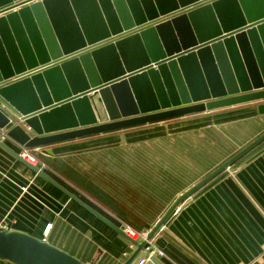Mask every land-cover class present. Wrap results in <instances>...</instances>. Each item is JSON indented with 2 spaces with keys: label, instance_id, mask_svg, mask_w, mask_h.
Returning a JSON list of instances; mask_svg holds the SVG:
<instances>
[{
  "label": "water",
  "instance_id": "1",
  "mask_svg": "<svg viewBox=\"0 0 264 264\" xmlns=\"http://www.w3.org/2000/svg\"><path fill=\"white\" fill-rule=\"evenodd\" d=\"M264 99V0H0V132L26 148ZM264 112V104L259 106ZM264 139L184 192L182 202ZM0 146L135 247L138 241L42 169ZM0 258L87 264L27 232L0 229ZM155 262L156 257L151 256Z\"/></svg>",
  "mask_w": 264,
  "mask_h": 264
},
{
  "label": "crops",
  "instance_id": "2",
  "mask_svg": "<svg viewBox=\"0 0 264 264\" xmlns=\"http://www.w3.org/2000/svg\"><path fill=\"white\" fill-rule=\"evenodd\" d=\"M263 100L32 150L42 169L117 225L150 231L180 195L264 133ZM18 153L21 149L4 139ZM186 198L132 264H264V140ZM0 219L87 264H124L133 244L0 146ZM52 224L45 232L46 227ZM0 264H15L1 259Z\"/></svg>",
  "mask_w": 264,
  "mask_h": 264
},
{
  "label": "built area",
  "instance_id": "3",
  "mask_svg": "<svg viewBox=\"0 0 264 264\" xmlns=\"http://www.w3.org/2000/svg\"><path fill=\"white\" fill-rule=\"evenodd\" d=\"M0 136H1V138L3 140L6 139L5 131H1L0 132ZM19 154H20L21 158L25 159L26 161H28V162H30V163H32L34 165H37L38 163H41L39 161L37 155L35 154V152L31 148H26V147L22 146L20 151H19ZM41 166H42V164H41ZM225 171L227 173H229L230 175H235L238 170H237L236 167L233 166V164H230L228 167H226ZM51 225L52 224H49L46 227V229H45V232L47 234H48V230L50 229ZM7 228H8L7 222L4 219H0V229H7ZM125 231L133 239H136L138 241H143V240L147 241L146 249H148V251H149V255H148L149 258L151 256H156V255L160 256V255L164 254V252L162 250H160L157 247V245L154 243L153 239H151V240L147 239V235H148L149 231H144V232L136 231V230H133L130 226H127V225H125Z\"/></svg>",
  "mask_w": 264,
  "mask_h": 264
},
{
  "label": "trees",
  "instance_id": "4",
  "mask_svg": "<svg viewBox=\"0 0 264 264\" xmlns=\"http://www.w3.org/2000/svg\"><path fill=\"white\" fill-rule=\"evenodd\" d=\"M263 140H264V139H263ZM263 140H262V141H263ZM262 141H261V142H262ZM259 143H260V142H259ZM259 143H258V144H259ZM258 144H257V145H258ZM255 146H256V145H255ZM255 146H254V147H255ZM254 147H253V148H254ZM253 148H251L250 150H252ZM250 150H248L246 153H244L242 156H240L235 162H237L238 160L242 159V158H243V157H244V156H245ZM222 172H223V171H222ZM222 172H221V173H222ZM202 189H204V188H202ZM202 189H198V190L195 191L194 193H198V192H200Z\"/></svg>",
  "mask_w": 264,
  "mask_h": 264
}]
</instances>
